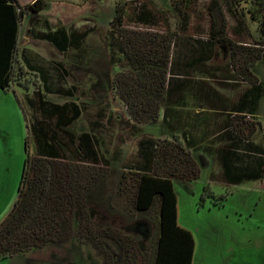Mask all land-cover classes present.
Returning a JSON list of instances; mask_svg holds the SVG:
<instances>
[{"label": "trees", "instance_id": "1", "mask_svg": "<svg viewBox=\"0 0 264 264\" xmlns=\"http://www.w3.org/2000/svg\"><path fill=\"white\" fill-rule=\"evenodd\" d=\"M192 2L175 1L174 8L181 17L177 31H171L168 22L166 30L153 31L126 26L128 7L134 4L138 20L145 24H153L158 15L164 17L159 9L148 1L116 0L111 24L120 38L130 68L116 73L112 81L116 95L134 122L146 124L156 121L163 106L171 102L174 88L170 73L173 71V51L179 39L190 44V52L194 55L190 62L187 60L188 64L187 61L182 64L184 72L191 66L203 67V58L215 52L216 44H225L230 50L231 69L243 80L253 85L259 83L253 67L260 61L264 62V13L260 27L263 35L257 39L244 17H238L230 30L220 0H210L207 7L208 35L192 36L189 8ZM256 4L261 10L252 12L253 20H257L255 13L264 11V0H256ZM19 7L18 0H0L2 88H9L16 78L21 22L26 14L34 21L39 20V14L48 8V3L35 0L21 10ZM44 22L49 29V21L44 18ZM65 28L60 26L53 31L58 32L57 35L48 32L44 36L64 50L67 46ZM43 67L33 74L49 73ZM50 77L52 81L53 77ZM45 83H49L47 79ZM71 91L74 89L63 94L74 95ZM259 96L262 97V93ZM25 101L31 109L29 128L38 147H35V155L28 153L18 198L0 223L1 258L42 248L52 242H70L77 237L97 250L103 264H193L196 241L193 232L178 221V194L174 179L193 181L200 176L201 168L182 141L158 138L153 162L148 168L140 169L128 164L121 172L123 179L115 198L126 195L128 205L124 211L134 213L133 216L145 215L153 226L148 242L143 244L140 238L120 228L98 224L91 211V201L98 191L101 194L99 186L112 171L92 131L78 132L76 129V120L82 115L83 105L74 100L56 103L37 89L32 95L25 94ZM233 119L240 127L233 126V130L241 139L250 141L257 131L256 121L242 113H237ZM260 148L259 144L257 149ZM259 152L262 167L258 173L232 171L230 168L228 180L241 183L264 179V150ZM114 202L117 201L113 195L101 201L110 206Z\"/></svg>", "mask_w": 264, "mask_h": 264}, {"label": "rangeland", "instance_id": "2", "mask_svg": "<svg viewBox=\"0 0 264 264\" xmlns=\"http://www.w3.org/2000/svg\"><path fill=\"white\" fill-rule=\"evenodd\" d=\"M34 1L23 0V3L30 5ZM45 1L48 8L42 11L39 17L49 21V29L42 20L37 18V21H34L29 18L30 15H27L21 24L19 58L22 59L24 54L32 61V66H23L31 75L21 73V80L27 83L30 78L38 86L42 79L38 74H35L34 78L33 73L39 72L40 67L45 66L52 77L62 73L63 82L66 81L65 84L69 88L77 86L76 94L75 88L71 91L74 95L51 94L48 97L59 100L68 96L67 99L77 100L83 105L81 120L75 124L78 130L96 128L97 126H92L91 123L103 120L104 115L109 112L106 109V113L100 117V109H104L107 104L113 106L111 112L113 111L116 118L112 138L102 146L106 150L110 149L111 158L115 160L112 161L114 168L99 186L102 192L100 194L98 191L90 207L98 224L113 225L127 234L137 236L141 243L146 244L153 226L145 215L133 216L134 213L130 215L125 211L113 212L107 203L101 201L109 195H117L120 181L123 179L121 172L125 171L123 163L135 153L139 139L142 138L145 142L144 138L148 136L144 148H147L148 153H153V143L156 142L159 130L165 133L166 128L163 126L166 127L169 123L166 117L170 115L171 103L163 106V126L136 125V122L129 120L126 107L116 95L112 81L116 73L130 68L120 38L111 24L115 15L116 0ZM136 1H148L151 6L159 9L164 17L158 15L153 24H145L138 20L137 10L133 8L134 4H130L125 19L126 26L161 31L167 29L168 22L171 31L179 29L181 17L174 8L176 0ZM209 2L210 0H193L190 4L189 33L192 36L208 35ZM220 3L230 30L238 17H244L255 38H262L260 27L264 11L254 14L257 20L252 19V12L261 10L256 0H220ZM60 26H65L67 30V46L64 50L44 36L48 32L57 35L58 32L53 31ZM197 28L200 31L197 32ZM83 33H87L86 36H83ZM215 53L222 59L230 56V50L225 44H216ZM255 70L259 77L258 84L253 85L239 76L237 84L239 88L242 85L240 93L245 94L253 88L263 96L259 115L249 118L256 119L258 125L256 138L259 139L257 141L261 150L257 149L252 154L259 159V151L264 150V62L260 61ZM227 84L229 86L230 82ZM30 90L33 92L35 89ZM28 114L30 117L31 111L25 103L20 87L6 90L0 87V223L18 198L28 153L35 155V147H38L32 130L27 126ZM104 122L107 123L106 120ZM108 130L109 127H105L100 129V132L103 131L107 138ZM233 153L242 154L237 151ZM118 167L120 170L115 171ZM261 167L260 165V169ZM204 171L190 182L174 179L178 194L179 223L193 232L196 241L194 264H264V179L230 185L222 173L213 171L212 175H209L207 171H210V168L206 167ZM119 198L124 202V196H117V199ZM0 264H103V258L93 246L74 237L70 242H52L45 247L20 252L11 257H0Z\"/></svg>", "mask_w": 264, "mask_h": 264}, {"label": "crops", "instance_id": "3", "mask_svg": "<svg viewBox=\"0 0 264 264\" xmlns=\"http://www.w3.org/2000/svg\"><path fill=\"white\" fill-rule=\"evenodd\" d=\"M18 2L20 6L19 10L29 5H25L23 0H18ZM27 15L29 14H26L25 17ZM39 20H42L46 26L44 19H41L40 17ZM21 24L19 30V41ZM40 30L43 31L42 29ZM192 56L194 55H192L190 52V44L188 45L185 40L179 39L173 51V71L170 73L171 79L173 80L172 83L174 90L172 92L173 98L170 102L171 107H169L170 115H167L166 117L169 123L166 124V127L162 125V121L164 120V109L162 108L159 119L146 124L148 126L151 124L160 126L161 124L164 128H166L165 133H163L162 130H159L156 140L158 138H169L182 141L200 165L201 173L204 171L205 167L210 168V171H207L209 175H212L213 171H217V173H222L223 177L230 185L238 184L228 180V169L231 168L232 171H249L251 173H258L260 171V162L259 159L254 157L252 153L257 151V146L259 148L260 143L257 141L259 139L256 138L258 130L253 134L250 141L241 139L238 133L233 130V126L240 128L237 124V120L234 121L233 117L237 113L246 114L249 118L250 116L257 117L260 112L263 96L260 97L259 93L254 91L253 88L252 91L245 94L239 92L242 89V85H240L239 88V85L237 84V78L239 75H237L233 69H231L229 56L222 59L219 54L214 52L210 56L203 58L205 60V65H203V67L191 66L186 68V72H184L182 70L184 69L182 64L187 60L190 62L191 58H194ZM22 59L19 58L18 54V58L16 60V78L9 88L20 87L23 90L24 100L25 94L32 95L33 92L30 90V88L40 90L43 94H45L47 99H50L48 96L51 94H59L64 96L65 94H63V92H66V90L71 88H75L76 94V89L78 88L77 86L73 85V87L71 86L69 88V86L65 84L66 81L63 82V76L53 77L51 81L50 73L42 75L37 73L42 79V82H40L41 84L38 83V86H36L37 84L31 80V83H29L30 81H27V85L24 84V82L21 80V73H26L27 75L30 73L26 72L23 66L24 64L27 67L30 65L32 66V61L24 54ZM188 61L187 64L189 63ZM43 68V66L40 67L41 70ZM255 69L256 65L253 67V71L256 73ZM185 73L187 74L186 76ZM45 79H47L52 86L49 83H45ZM36 80H38V77ZM228 82H230L229 86L227 84ZM231 82L233 83L231 84ZM240 82L241 81H239V84H241ZM93 85L95 86V84ZM9 88H5V90ZM66 97L68 98V96H65V98L61 97L59 100H50L59 104H64L74 100L67 99ZM74 101L79 103L77 100ZM25 103L27 104L26 101ZM28 109L31 111L30 107H28ZM106 109L109 110V112H107L106 116L104 115L105 118L103 120H98L91 123L92 126L98 127L92 128L91 131L98 139L99 147L105 157L109 160L111 171H113L112 168H114V165L112 166V161L115 160L111 158L112 154L110 149L106 150L102 145H106L107 142L112 138L111 134L114 130L113 123L116 116L114 115L113 111L111 112L113 106L107 104L104 109H100V112H102L100 117L103 116V113H106ZM26 119L27 126L29 128V114ZM80 120L81 116L76 120V124L80 122ZM104 120H106L107 123L104 122ZM129 120L134 123L133 120ZM134 124L145 125L137 122ZM105 127H109L107 138L105 137L103 131L100 132V129ZM97 129H99L98 131L100 133L97 131ZM77 131L82 132V130L78 129ZM141 139H139L137 142L135 153L130 155L128 160L125 161V164L123 163V166L129 164L138 166L140 169H146L152 164L154 151L151 154L147 152V148H144L148 136L144 138L145 142ZM153 147L155 149L156 142L153 143ZM232 151L242 152V154L234 155ZM118 170H120V167L115 169V171ZM246 181L249 180H245L243 182ZM113 198L116 199L117 202L112 203L111 206L108 205L109 208L113 210V212H123L128 205L126 202L127 196L124 195V202H122L120 198Z\"/></svg>", "mask_w": 264, "mask_h": 264}]
</instances>
